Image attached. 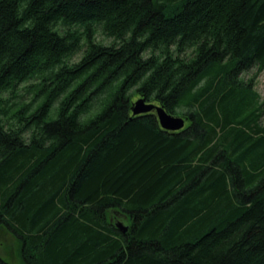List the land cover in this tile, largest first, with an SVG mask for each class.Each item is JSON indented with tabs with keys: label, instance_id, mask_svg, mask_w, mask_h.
I'll use <instances>...</instances> for the list:
<instances>
[{
	"label": "trees",
	"instance_id": "1",
	"mask_svg": "<svg viewBox=\"0 0 264 264\" xmlns=\"http://www.w3.org/2000/svg\"><path fill=\"white\" fill-rule=\"evenodd\" d=\"M263 70L264 0H0V228L20 264H264ZM33 78L41 101L6 122L2 94ZM136 95L185 127L134 115Z\"/></svg>",
	"mask_w": 264,
	"mask_h": 264
},
{
	"label": "rangeland",
	"instance_id": "2",
	"mask_svg": "<svg viewBox=\"0 0 264 264\" xmlns=\"http://www.w3.org/2000/svg\"><path fill=\"white\" fill-rule=\"evenodd\" d=\"M96 38L101 43L105 44H112L113 39L106 36L101 31H98L96 34ZM83 48L81 51L76 53L70 58V63H76L78 62L84 53ZM256 70H253L252 72H248L243 74L242 79L245 81L250 80L255 74ZM241 78V76H240ZM40 80H36L35 78L31 79L30 81H27L23 84H21L16 91L14 92H5L2 94V97L5 99L3 108L7 110V113L3 116L4 120L10 124L17 123V118L14 117V110L19 107V105H29L32 108H36V106L41 101L40 97L36 96L35 89L36 86L39 84ZM255 90L260 95L261 101H264V70L260 73V75L255 79L254 82ZM140 95H136L133 97V101L137 100ZM156 104V103H155ZM99 105H96V108H94V112L92 114L96 113L98 111ZM56 109V106L53 110ZM180 116V115H176ZM183 117V116H181ZM120 222L124 221L120 220ZM19 242L15 237L12 236L10 232H8L4 228H0V255H2L4 258L7 259L8 262L11 264H20V257H19Z\"/></svg>",
	"mask_w": 264,
	"mask_h": 264
},
{
	"label": "water",
	"instance_id": "3",
	"mask_svg": "<svg viewBox=\"0 0 264 264\" xmlns=\"http://www.w3.org/2000/svg\"><path fill=\"white\" fill-rule=\"evenodd\" d=\"M131 110L134 115L155 113L158 122L165 130L180 131L186 124V119L184 117L176 116L167 112L163 106L147 100L144 96L133 101ZM116 224L122 232L127 231L128 227L123 222H118Z\"/></svg>",
	"mask_w": 264,
	"mask_h": 264
},
{
	"label": "flooded vegetation",
	"instance_id": "4",
	"mask_svg": "<svg viewBox=\"0 0 264 264\" xmlns=\"http://www.w3.org/2000/svg\"><path fill=\"white\" fill-rule=\"evenodd\" d=\"M139 97H140V96H139ZM116 222L118 223V222H120V220H117Z\"/></svg>",
	"mask_w": 264,
	"mask_h": 264
}]
</instances>
